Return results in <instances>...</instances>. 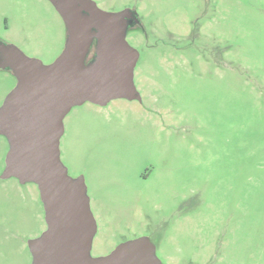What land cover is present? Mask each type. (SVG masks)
Masks as SVG:
<instances>
[{"label": "rangeland", "instance_id": "374dc122", "mask_svg": "<svg viewBox=\"0 0 264 264\" xmlns=\"http://www.w3.org/2000/svg\"><path fill=\"white\" fill-rule=\"evenodd\" d=\"M135 11L140 101L85 103L63 120L60 160L82 176L91 256L148 237L170 264H264V0H92ZM66 40L47 0H0V41L52 63ZM0 70V106L15 87ZM0 136V175L8 152ZM45 230L35 184L0 179V264H31Z\"/></svg>", "mask_w": 264, "mask_h": 264}, {"label": "water", "instance_id": "95a60500", "mask_svg": "<svg viewBox=\"0 0 264 264\" xmlns=\"http://www.w3.org/2000/svg\"><path fill=\"white\" fill-rule=\"evenodd\" d=\"M47 1L66 30L52 63L0 41V70H10L16 80L0 106V136L9 147L0 179L35 184L46 224L27 241L31 264H162L145 236L91 256L96 222L84 178L70 177L60 160L63 120L72 108L141 100L133 80L139 53L126 40L133 11L106 12L92 0ZM93 44L94 57L86 64Z\"/></svg>", "mask_w": 264, "mask_h": 264}, {"label": "flooded vegetation", "instance_id": "af4514ba", "mask_svg": "<svg viewBox=\"0 0 264 264\" xmlns=\"http://www.w3.org/2000/svg\"><path fill=\"white\" fill-rule=\"evenodd\" d=\"M138 25H140V21H139V19L137 18V14L135 13V11H133V19L130 20V21L128 22V29H129V27H131V26H138ZM1 42H3V41H1ZM3 43H4V44H8V43H5V42H3ZM41 204H42V203H41ZM42 208H43V205H42ZM43 215H44V210H43ZM44 223H45V221H44ZM45 229H46V224H45ZM160 261H161L162 264H170V263H168V262L163 263L162 260H160Z\"/></svg>", "mask_w": 264, "mask_h": 264}, {"label": "trees", "instance_id": "16d2710c", "mask_svg": "<svg viewBox=\"0 0 264 264\" xmlns=\"http://www.w3.org/2000/svg\"><path fill=\"white\" fill-rule=\"evenodd\" d=\"M93 57H94V44L92 45V47H91V49H90V51L88 53V57H87L85 63L87 64L90 61H92Z\"/></svg>", "mask_w": 264, "mask_h": 264}, {"label": "crops", "instance_id": "0c3cea01", "mask_svg": "<svg viewBox=\"0 0 264 264\" xmlns=\"http://www.w3.org/2000/svg\"><path fill=\"white\" fill-rule=\"evenodd\" d=\"M89 201H90V199H89Z\"/></svg>", "mask_w": 264, "mask_h": 264}]
</instances>
